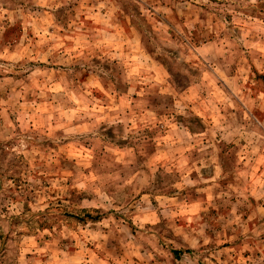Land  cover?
I'll use <instances>...</instances> for the list:
<instances>
[{
	"label": "rangeland",
	"instance_id": "rangeland-1",
	"mask_svg": "<svg viewBox=\"0 0 264 264\" xmlns=\"http://www.w3.org/2000/svg\"><path fill=\"white\" fill-rule=\"evenodd\" d=\"M264 0H0V264H264Z\"/></svg>",
	"mask_w": 264,
	"mask_h": 264
},
{
	"label": "crops",
	"instance_id": "crops-1",
	"mask_svg": "<svg viewBox=\"0 0 264 264\" xmlns=\"http://www.w3.org/2000/svg\"><path fill=\"white\" fill-rule=\"evenodd\" d=\"M264 240V239H263Z\"/></svg>",
	"mask_w": 264,
	"mask_h": 264
}]
</instances>
